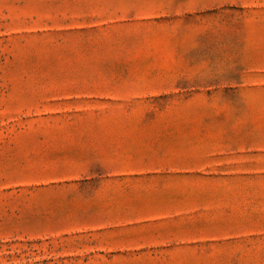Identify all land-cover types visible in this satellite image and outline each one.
Wrapping results in <instances>:
<instances>
[{
  "label": "rangeland",
  "instance_id": "obj_1",
  "mask_svg": "<svg viewBox=\"0 0 264 264\" xmlns=\"http://www.w3.org/2000/svg\"><path fill=\"white\" fill-rule=\"evenodd\" d=\"M0 264H264V0H0Z\"/></svg>",
  "mask_w": 264,
  "mask_h": 264
}]
</instances>
